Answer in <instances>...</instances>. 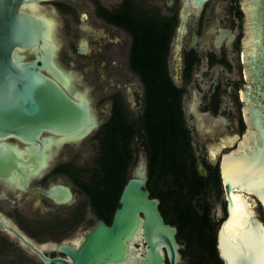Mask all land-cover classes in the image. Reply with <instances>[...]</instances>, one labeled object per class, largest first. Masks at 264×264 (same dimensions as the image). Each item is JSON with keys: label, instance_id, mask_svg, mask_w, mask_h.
<instances>
[{"label": "flooded vegetation", "instance_id": "1", "mask_svg": "<svg viewBox=\"0 0 264 264\" xmlns=\"http://www.w3.org/2000/svg\"><path fill=\"white\" fill-rule=\"evenodd\" d=\"M183 4L184 0H18L10 51L5 57L0 54V66L8 62L16 71L10 68L5 76L0 71V97L19 91L20 87L2 84L12 82L13 73L22 78L23 64L36 63L40 66L38 72L89 109L95 126L89 123L90 130L81 137L79 130L70 135L42 131L36 142L13 135L0 139V156L7 166V171H0V249L3 245L5 251L17 248L26 258L23 264H44L30 246L20 244L11 228L46 256L72 263V257L60 250L61 246L77 250L99 221L111 224L120 208L122 191L134 177L140 154L148 158L142 139L135 137L133 161L127 166L121 164L123 173L109 194L100 149L104 126L112 117L115 99L132 119L140 118L144 105L143 85L128 66L131 36L113 23H124L130 6L137 14L146 12L156 22L168 24L175 20L166 69L170 81L184 91L182 111L191 136V157L196 160L199 175L209 184L207 190L215 189L213 173L217 171L220 187L215 191L217 196L222 195L224 218L217 229L207 190L192 204L208 207L210 223L197 226H172L167 222L170 204H163L161 199H172V195H149V199L158 200L164 223L176 227L179 257L175 264H225L218 249L220 224L227 216L220 162L221 151L236 148L246 128L240 97L245 84L244 15L240 0H209L200 7L192 4L194 11L186 12L185 18ZM24 16L35 33L28 42L23 39L27 35ZM9 18L5 14L1 20L8 23ZM177 36L182 47L176 59ZM4 145L16 150H5ZM200 164L205 175L199 170ZM196 211L200 216L205 214V209ZM258 220L264 224V215ZM3 222L8 229L3 228ZM134 245L139 246V241ZM163 250L165 264H170L167 250Z\"/></svg>", "mask_w": 264, "mask_h": 264}, {"label": "water", "instance_id": "2", "mask_svg": "<svg viewBox=\"0 0 264 264\" xmlns=\"http://www.w3.org/2000/svg\"><path fill=\"white\" fill-rule=\"evenodd\" d=\"M208 1L184 0L183 18L186 12L194 11L192 4L200 7ZM17 2L0 0L2 57L9 54L11 39L15 35L12 32V18L16 17L14 7ZM240 9L245 22L242 37L245 84L240 89V97L244 103L242 113L246 128L236 148L221 155L220 178L227 216L220 224L218 249L221 236L226 258L219 250L225 264H262L264 224L257 219L255 211H251L246 196L260 203L264 215V0H240ZM5 14L7 18L10 17L7 22L10 25L11 19V26L1 20ZM23 21L27 27V35H23V39L28 42L34 39L35 33L32 32L29 18L24 16ZM179 24L181 30L183 24ZM175 46L177 59L182 47L179 36L176 37ZM10 68L8 62L2 63L0 71L4 73L1 76H5ZM37 68L40 66L36 63L23 64L22 78L13 73L12 82L2 84L3 87H20V90L13 95L3 94L0 97V139L13 135L20 140L36 142L42 131L70 135L80 130L79 136L85 135L90 130L89 123L95 126L89 109L84 104L78 105ZM4 148L16 150L5 145ZM148 161L142 152L134 177L124 187L119 200L120 208L116 210L110 225L99 221L85 235L84 243L77 250L61 246L60 250L72 257V263L46 256L22 234L4 222L2 226L12 230L20 244L30 246L44 264H165L163 249L167 250L170 264H175L179 257L176 227L164 223L158 200L149 199L150 194L146 189ZM4 166V157L0 156L1 172L7 171V166ZM199 170L205 175L206 170L201 164ZM233 192H242L237 194L238 203L240 209H246V213L233 214ZM137 241L139 246L136 247L134 242Z\"/></svg>", "mask_w": 264, "mask_h": 264}, {"label": "trees", "instance_id": "3", "mask_svg": "<svg viewBox=\"0 0 264 264\" xmlns=\"http://www.w3.org/2000/svg\"><path fill=\"white\" fill-rule=\"evenodd\" d=\"M113 23L131 36L128 66L141 81L145 95L140 118L132 119L119 99H115L112 117L104 126L100 149L109 194L123 173L121 164L132 163V143L139 137L149 160L147 189L150 195L173 196L161 199L163 204H170L166 210L167 222L172 226L208 224V207L206 209L202 203L196 207L192 204L209 184L199 175L196 160L191 157V136L182 111L184 91L170 81L166 69L175 20L168 24L156 22L146 12L137 14L128 6L124 23ZM213 175V187L218 189L217 171ZM197 208L205 209V214L200 216Z\"/></svg>", "mask_w": 264, "mask_h": 264}, {"label": "rangeland", "instance_id": "4", "mask_svg": "<svg viewBox=\"0 0 264 264\" xmlns=\"http://www.w3.org/2000/svg\"><path fill=\"white\" fill-rule=\"evenodd\" d=\"M132 76V75H131ZM230 136H234V135H230ZM233 145V143H232ZM226 149L221 151V153H225ZM220 154V152L218 153V155ZM216 160L218 159V156H215ZM217 189H208L207 190V201L209 202V204H211V217L216 219V228L218 229V225L220 220H222V218H224V214L221 211V202H222V195L219 194L218 196L216 195L215 191ZM248 201L249 203H252V207L253 210L256 213V217L258 219H262L263 220V212L261 210V207L258 205V203L255 202V200L252 199V197L248 196ZM3 245V244H2ZM22 252H20V250H18L17 248H11L8 247L5 251L4 249V245H3V249H0V264H23V262L26 260L25 256L23 254H21ZM32 264H35L34 262H30Z\"/></svg>", "mask_w": 264, "mask_h": 264}, {"label": "bare ground", "instance_id": "5", "mask_svg": "<svg viewBox=\"0 0 264 264\" xmlns=\"http://www.w3.org/2000/svg\"><path fill=\"white\" fill-rule=\"evenodd\" d=\"M241 193L242 192H233L232 193V201L235 203V206L233 208V214L234 215H240L242 213H246V209H240V203H238V196H237V194H241ZM246 199H247V203H249L248 196H246ZM249 206H250L251 211H253V208H252L253 205H252V203H249ZM219 249H221L222 255L226 258L225 251H224L223 246H222L221 236H220V239H219Z\"/></svg>", "mask_w": 264, "mask_h": 264}, {"label": "snow or ice", "instance_id": "6", "mask_svg": "<svg viewBox=\"0 0 264 264\" xmlns=\"http://www.w3.org/2000/svg\"><path fill=\"white\" fill-rule=\"evenodd\" d=\"M262 264H264V261H262Z\"/></svg>", "mask_w": 264, "mask_h": 264}]
</instances>
